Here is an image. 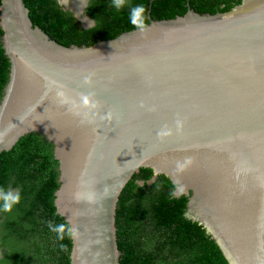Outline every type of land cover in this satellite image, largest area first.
<instances>
[{"label": "water", "instance_id": "water-1", "mask_svg": "<svg viewBox=\"0 0 264 264\" xmlns=\"http://www.w3.org/2000/svg\"><path fill=\"white\" fill-rule=\"evenodd\" d=\"M86 1L75 10L57 0L76 16ZM147 25L65 46L33 25L23 0H0L10 63L0 153L30 133L53 145L56 214L74 229L70 264H119L116 205L142 167L188 196L184 215L228 264H264V0ZM59 92L93 93L112 119L88 122Z\"/></svg>", "mask_w": 264, "mask_h": 264}, {"label": "trees", "instance_id": "trees-1", "mask_svg": "<svg viewBox=\"0 0 264 264\" xmlns=\"http://www.w3.org/2000/svg\"><path fill=\"white\" fill-rule=\"evenodd\" d=\"M240 1L125 0L117 11L111 0H90L87 13L95 24L83 29L57 0H23L33 25L65 46L90 45L135 28L128 13L136 5L145 7L148 24L183 15L188 6L198 13L213 14L228 11ZM1 36L0 27V98L10 67ZM58 175L53 145L37 133L24 135L9 151L0 153V186L21 192L13 211L0 213V246L8 250L1 264H70L71 235L65 230L61 239L49 228V224L68 225L54 206ZM175 188L163 174L153 178L148 167L140 168L123 187L115 213L119 264H228L203 226L184 215L188 196L170 195Z\"/></svg>", "mask_w": 264, "mask_h": 264}, {"label": "clouds", "instance_id": "clouds-1", "mask_svg": "<svg viewBox=\"0 0 264 264\" xmlns=\"http://www.w3.org/2000/svg\"><path fill=\"white\" fill-rule=\"evenodd\" d=\"M125 5V0H111V6L117 11L121 10ZM128 20L131 25L135 28L143 31L147 28L146 9L143 5H136L129 9ZM91 24L89 23V27ZM85 84H89V78H85ZM61 104H70L72 111L76 114H83L84 118L88 122H93L95 119H99L101 122L110 121L112 119V113H102L99 101L95 95L91 92L78 94L75 100L69 99L63 92L57 93ZM170 135L169 130H161L158 136L163 138ZM178 168L180 165L177 166ZM180 194L183 193V189L177 190ZM176 191L171 192L170 195L175 196ZM21 201V192L18 188H12L10 186H0V213H11L13 208L18 205ZM51 231L58 234V238H63L65 230L69 235L74 234V229L67 224H61L53 226L49 224Z\"/></svg>", "mask_w": 264, "mask_h": 264}, {"label": "flooded vegetation", "instance_id": "flooded-vegetation-1", "mask_svg": "<svg viewBox=\"0 0 264 264\" xmlns=\"http://www.w3.org/2000/svg\"><path fill=\"white\" fill-rule=\"evenodd\" d=\"M72 1H74V0H72ZM209 2H211V3H216L217 2V0H208ZM234 1H236V0H229V2H231V3H234ZM242 1V0H241ZM240 1V2H241ZM68 3V2H67ZM89 3H90V0H87L86 1V4H85V6L83 7V9H82V12L80 13V14H78L77 16L73 13V12H70V11H68V12H70L72 15H73V17L76 19V21L79 23V26L81 27V28H83V29H86V28H89V23L91 24V26L90 27H92L94 24H95V20L87 13V8H88V6H89ZM168 4H169V6L170 7H173L174 5V3H172V2H168ZM69 6H73V4L72 3H70V4H68ZM188 6V5H187ZM220 6H222V5H220ZM79 7H80V5H79ZM150 7H151V5H149V9H148V11H147V17L148 18H150ZM234 7V6H233ZM73 8V7H72ZM188 8H190L189 6H188ZM191 9V8H190ZM75 10H77V9H75ZM193 10V9H192ZM139 184H141V182L139 183ZM8 250H7V248L6 247H1L0 246V264H1V260L3 259V255L7 252Z\"/></svg>", "mask_w": 264, "mask_h": 264}, {"label": "bare ground", "instance_id": "bare-ground-1", "mask_svg": "<svg viewBox=\"0 0 264 264\" xmlns=\"http://www.w3.org/2000/svg\"><path fill=\"white\" fill-rule=\"evenodd\" d=\"M62 1H64L65 2V0H62ZM68 2V3H67ZM66 3L67 4H70V3H72L73 4V8L74 9H78L79 8V4L81 3V0H74V1H72V0H66Z\"/></svg>", "mask_w": 264, "mask_h": 264}]
</instances>
